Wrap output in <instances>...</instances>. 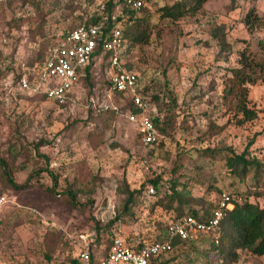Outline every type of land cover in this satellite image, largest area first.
Listing matches in <instances>:
<instances>
[{"label":"rangeland","instance_id":"rangeland-1","mask_svg":"<svg viewBox=\"0 0 264 264\" xmlns=\"http://www.w3.org/2000/svg\"><path fill=\"white\" fill-rule=\"evenodd\" d=\"M174 1L145 0L137 16L147 17L148 42L124 51L164 127L156 144L144 145L125 116L126 100L107 91L105 63L92 65L61 105L17 85L65 31L105 16L107 0H0V193L7 197L0 206V264H78L82 245L95 261L112 237H163L175 213L160 195L171 184L189 190L198 209L222 193L264 207V195L247 196L264 192V82L247 84L248 106L257 112L251 121L238 124L235 100L224 97L240 51L262 54L264 0H208L194 15L160 18L159 8ZM251 7L263 24L248 29L242 19ZM123 21L124 30L130 22ZM229 149H248L263 163L259 188L253 171L230 170ZM154 178L159 193L146 196ZM128 191L134 203L125 210ZM212 237L176 244L162 261L222 264ZM228 262L264 264V255L244 250Z\"/></svg>","mask_w":264,"mask_h":264},{"label":"built area","instance_id":"built-area-1","mask_svg":"<svg viewBox=\"0 0 264 264\" xmlns=\"http://www.w3.org/2000/svg\"><path fill=\"white\" fill-rule=\"evenodd\" d=\"M120 6L110 16L112 25L108 30L97 23H79L65 31L53 43L46 57L35 67H26L18 78L17 85L22 91H31L45 96L56 105L71 99L75 88L80 86L88 65L105 63L107 67V91L109 95L119 93L126 100L125 116L135 123L137 133L144 145H154L160 134L154 119V107L150 98L143 92L138 73L127 67L123 60L125 42L122 37V21L129 18L130 12L139 11L145 0H113ZM146 196L155 193L152 185L143 192ZM231 196L222 193L211 216L207 219L185 215L168 219L165 225L166 238L153 240L139 247L129 245L127 239L115 236L107 252L93 261L86 245L78 250L79 264H154L174 249L173 239L192 240L201 234L216 237L220 220L225 210L233 207ZM7 202L5 194L0 193V206Z\"/></svg>","mask_w":264,"mask_h":264},{"label":"trees","instance_id":"trees-1","mask_svg":"<svg viewBox=\"0 0 264 264\" xmlns=\"http://www.w3.org/2000/svg\"><path fill=\"white\" fill-rule=\"evenodd\" d=\"M206 1L208 0H175L173 3L165 4L159 8L160 18L177 20L188 15H194L202 8ZM118 6L120 5L115 3L113 0H107L106 15L94 16L86 23H97L103 26V30H108L112 25L110 16L116 11ZM139 11L130 12L126 10V13L129 14V18L123 22H130V24L126 25V28H124L122 35L126 50L130 43L143 44L148 42L150 32L148 31L147 27V17H138L137 13ZM242 21L248 29H253L263 24V19L257 14L255 7H251L246 12ZM217 32V30H214L213 33L216 37L219 34ZM260 44L262 45L261 55L251 51L246 46L239 53V66L230 70L232 75L229 78L230 84L226 91L227 94L224 97L229 95L232 98L231 100H235L236 103L233 109L235 110V113L240 114V116L237 118L238 124L251 121L257 117L256 110L248 106L247 84H252L257 81L264 82V44H262V42H260ZM45 57L46 55L43 57V59ZM90 68L91 65H88L85 68V81H87L89 78ZM19 77L20 75L17 77V81ZM88 85L92 86L89 81ZM41 96L45 99V96ZM154 121L158 132L164 130V127L159 125L158 118H155ZM252 142L253 141L251 140L248 146H250ZM206 150L212 152L211 149ZM225 163L230 168V170L236 174H242L243 176H246L247 172L253 171V186L256 189L259 188V172L263 166V163L259 160V158L251 156L248 152V149H244L240 153H236L229 149L225 157ZM149 185L154 187V194L159 193L161 185L159 184L158 178L149 180ZM168 190L169 193L164 191L163 194L160 195L161 197H159L168 199L167 208L175 213L172 219H176L185 215H192L196 218L207 219L209 216H211L212 210L217 203L215 202L210 207L201 205L198 209L190 206L192 201H194V198L190 194L189 190H187L185 187L184 190L177 191L175 189V185L171 184ZM137 191L140 192L139 190ZM250 195L259 197L264 195V192L260 190L248 191L247 196ZM231 201L233 203V207L225 210L224 215L220 220V229L217 236L210 239V248L212 251L216 252L218 257L222 259V264H228V261L237 259L238 253L244 250L256 256L264 255V207H260L257 203L251 202L247 198L243 202H237L234 201V199ZM133 203L134 191H128V195L124 203L125 210H127L129 205ZM186 205L187 207H185ZM163 238H166V232L163 237L154 240H161ZM112 239L113 237L110 240L108 249L110 248ZM127 242L129 245H134L135 240H127ZM186 242H188V240L174 238L172 243L173 245H176ZM145 243L147 242L140 241L135 247H139ZM92 260L94 261L93 258ZM154 264H164V261L161 259L160 261H156Z\"/></svg>","mask_w":264,"mask_h":264}]
</instances>
